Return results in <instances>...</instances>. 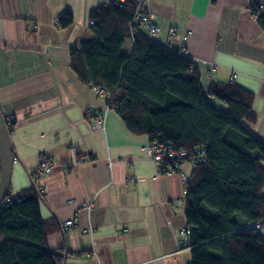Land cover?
Here are the masks:
<instances>
[{
    "label": "crops",
    "instance_id": "obj_1",
    "mask_svg": "<svg viewBox=\"0 0 264 264\" xmlns=\"http://www.w3.org/2000/svg\"><path fill=\"white\" fill-rule=\"evenodd\" d=\"M102 2L0 0V111L12 119L15 152L8 192L31 186L40 159L54 164L35 181L46 245L63 264H189L183 180L194 166L159 170L147 136L127 130L112 109L103 128L93 127L105 96L69 66ZM251 3L264 17V0H147L160 28L148 37L192 59L204 88L232 81L249 91L254 122L246 127L264 142V28ZM65 11L73 19L62 28ZM131 50L127 38L121 51Z\"/></svg>",
    "mask_w": 264,
    "mask_h": 264
},
{
    "label": "trees",
    "instance_id": "obj_2",
    "mask_svg": "<svg viewBox=\"0 0 264 264\" xmlns=\"http://www.w3.org/2000/svg\"><path fill=\"white\" fill-rule=\"evenodd\" d=\"M135 1L92 9L89 37L71 47L69 66L105 96L131 133L184 151L182 163L203 150L204 160L191 163L184 181L189 264H264V238L250 227L264 219V142L246 127L254 122L252 94L232 81L204 88L192 59L130 30ZM250 11L264 28L254 3ZM72 19L65 11L57 24L64 28ZM127 38L129 55L121 51ZM39 197L32 184L13 196L7 190L0 202V264L64 263L46 245Z\"/></svg>",
    "mask_w": 264,
    "mask_h": 264
},
{
    "label": "built area",
    "instance_id": "obj_3",
    "mask_svg": "<svg viewBox=\"0 0 264 264\" xmlns=\"http://www.w3.org/2000/svg\"><path fill=\"white\" fill-rule=\"evenodd\" d=\"M116 2L118 4H123L126 0H103V6H106L109 2ZM91 21L89 20V24ZM133 27L142 31L147 37L155 34L159 31V26L153 21L152 15L147 9V0H136L133 15L129 23V29ZM171 31H173L171 29ZM98 91V90H97ZM108 111L106 107L103 110L96 112L93 116L92 126L103 128L105 116ZM148 148L151 152L152 159L156 164L157 168L164 172H173L179 171L180 165L184 160L186 153L184 151L176 152L170 147V144L167 142H152L149 143ZM204 160V152L201 150L195 155L190 157V163H195L198 161ZM54 165L51 162L46 161L44 158L40 159L33 176L39 178L45 174H48L53 171ZM186 179L183 180V183ZM64 226L70 227L74 224V219L69 218L63 222ZM250 227H253L259 232L264 238V219L250 224ZM188 227L185 225L181 228V234L186 236L188 233Z\"/></svg>",
    "mask_w": 264,
    "mask_h": 264
},
{
    "label": "water",
    "instance_id": "obj_4",
    "mask_svg": "<svg viewBox=\"0 0 264 264\" xmlns=\"http://www.w3.org/2000/svg\"><path fill=\"white\" fill-rule=\"evenodd\" d=\"M14 159L15 152L11 144L9 130L5 118L0 111V202L3 200L8 190ZM31 183L35 184L32 178Z\"/></svg>",
    "mask_w": 264,
    "mask_h": 264
},
{
    "label": "rangeland",
    "instance_id": "obj_5",
    "mask_svg": "<svg viewBox=\"0 0 264 264\" xmlns=\"http://www.w3.org/2000/svg\"><path fill=\"white\" fill-rule=\"evenodd\" d=\"M215 104H218V102H216V101H213ZM221 104H219V106H220ZM220 107H222V105L220 106ZM8 121H10V122H12V119L11 118H9L8 119ZM249 153L250 154H255V152H253V151H249ZM46 160V159H45ZM47 161V160H46ZM49 162V161H48ZM53 164V163H52ZM54 165V164H53ZM37 167V166H36ZM36 167L34 168V170L32 171V173H31V178H32V180H33V182L35 183V186H36V188H37V190H38V192L40 193V190H39V188H38V186H37V184H36V181L35 180H37L38 178H35L34 176H33V172L35 171V169H36ZM49 174V173H48ZM46 175V174H45ZM44 176V175H43ZM42 177V176H41ZM40 178V177H39ZM32 185V184H31Z\"/></svg>",
    "mask_w": 264,
    "mask_h": 264
}]
</instances>
